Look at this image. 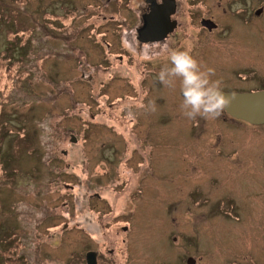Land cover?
<instances>
[{
    "label": "rangeland",
    "instance_id": "374dc122",
    "mask_svg": "<svg viewBox=\"0 0 264 264\" xmlns=\"http://www.w3.org/2000/svg\"><path fill=\"white\" fill-rule=\"evenodd\" d=\"M176 2L140 48L128 0H0V264H264V125L208 97L264 90V0Z\"/></svg>",
    "mask_w": 264,
    "mask_h": 264
},
{
    "label": "flooded vegetation",
    "instance_id": "af4514ba",
    "mask_svg": "<svg viewBox=\"0 0 264 264\" xmlns=\"http://www.w3.org/2000/svg\"><path fill=\"white\" fill-rule=\"evenodd\" d=\"M137 1H138L137 3L132 4V0L130 1L128 0L129 4L127 3L126 6L130 8L131 12L135 13L137 18V24L134 27V36L138 47L142 48V47H146L147 45L162 44L165 40L170 38V36L178 29V27H180L179 26L180 24H178V21L176 20V14L178 10L177 9L178 5L176 0H137ZM263 12H264V7L258 8L256 11L253 12V15L255 16V18L259 19L263 17ZM108 21L112 25H114L115 23H120V20H118L115 16H110L108 18ZM199 23H200V27L210 34L219 28V23L212 16L201 17ZM124 24L122 26H125ZM126 25L128 26V24ZM119 58L121 61L122 57L120 56ZM212 90H218V89H212ZM212 90L209 91L208 94L209 99L215 102L230 119L236 122H242L231 118L224 111V108L216 100L210 97V92ZM223 92H229V91H223ZM89 252L94 253L95 264L107 263V261L105 263H102L101 252L96 250L94 251L88 250L83 254L82 261L80 262V264H87L86 255ZM107 253L109 256L113 255V251L111 250H107ZM188 259L185 261V264H189ZM195 263L196 262L194 260V264ZM170 264H175V262L172 261Z\"/></svg>",
    "mask_w": 264,
    "mask_h": 264
},
{
    "label": "water",
    "instance_id": "95a60500",
    "mask_svg": "<svg viewBox=\"0 0 264 264\" xmlns=\"http://www.w3.org/2000/svg\"><path fill=\"white\" fill-rule=\"evenodd\" d=\"M210 97L216 100L231 118L252 126L264 125V90L243 93L212 90ZM86 261L87 264H95L93 252L87 253ZM188 262L194 264L192 258H189Z\"/></svg>",
    "mask_w": 264,
    "mask_h": 264
}]
</instances>
